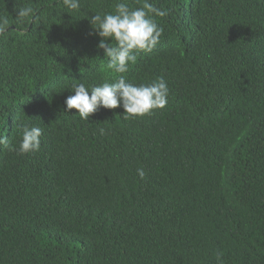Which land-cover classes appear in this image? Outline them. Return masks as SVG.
<instances>
[{
    "label": "trees",
    "instance_id": "1",
    "mask_svg": "<svg viewBox=\"0 0 264 264\" xmlns=\"http://www.w3.org/2000/svg\"><path fill=\"white\" fill-rule=\"evenodd\" d=\"M118 2L0 0V136L43 130L0 146V264H264V0H148L163 34L123 75L167 105L85 121L65 100L118 79L88 19Z\"/></svg>",
    "mask_w": 264,
    "mask_h": 264
},
{
    "label": "clouds",
    "instance_id": "2",
    "mask_svg": "<svg viewBox=\"0 0 264 264\" xmlns=\"http://www.w3.org/2000/svg\"><path fill=\"white\" fill-rule=\"evenodd\" d=\"M68 11L80 8V0H62ZM31 6L16 9L17 22H23L34 15ZM167 12L145 0L141 7L131 8L127 0H119L114 12L96 13L90 16L89 22L94 29L90 35L99 36L98 48L102 49L107 59V67L120 74L115 82H103L99 85L84 83L73 84L65 100L68 111L78 110V116L87 121L101 108H123L125 118H137L151 114L156 109H163L168 103L169 88L167 82L157 78L147 84H134L126 80L131 64H134L140 52L151 53L160 42L163 28L155 17H164ZM10 21L0 16V34H6ZM114 42V44H113ZM100 134L105 132L100 128ZM43 130L37 126H22V138L18 147L11 146L8 138L0 136V146L8 147L18 154L38 152L41 149ZM138 175L144 178V170L138 169ZM218 261L220 256L217 257Z\"/></svg>",
    "mask_w": 264,
    "mask_h": 264
}]
</instances>
